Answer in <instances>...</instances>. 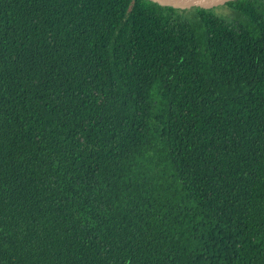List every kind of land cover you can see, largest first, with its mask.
I'll return each mask as SVG.
<instances>
[{
	"label": "trees",
	"instance_id": "16d2710c",
	"mask_svg": "<svg viewBox=\"0 0 264 264\" xmlns=\"http://www.w3.org/2000/svg\"><path fill=\"white\" fill-rule=\"evenodd\" d=\"M225 7L0 0V264H264V0Z\"/></svg>",
	"mask_w": 264,
	"mask_h": 264
},
{
	"label": "water",
	"instance_id": "95a60500",
	"mask_svg": "<svg viewBox=\"0 0 264 264\" xmlns=\"http://www.w3.org/2000/svg\"><path fill=\"white\" fill-rule=\"evenodd\" d=\"M148 1L158 4L159 6L163 5V7H170L177 10H191L194 8L213 10L219 7L226 6L230 2L238 0H158V2H154V0Z\"/></svg>",
	"mask_w": 264,
	"mask_h": 264
},
{
	"label": "rangeland",
	"instance_id": "374dc122",
	"mask_svg": "<svg viewBox=\"0 0 264 264\" xmlns=\"http://www.w3.org/2000/svg\"><path fill=\"white\" fill-rule=\"evenodd\" d=\"M215 10H216V12L218 14H222V15H227L228 14L227 16H229V17L232 16L230 10L227 9L225 6L213 9V11H215ZM230 19H232V18H230ZM233 23H235V22H233Z\"/></svg>",
	"mask_w": 264,
	"mask_h": 264
},
{
	"label": "clouds",
	"instance_id": "9594fccd",
	"mask_svg": "<svg viewBox=\"0 0 264 264\" xmlns=\"http://www.w3.org/2000/svg\"><path fill=\"white\" fill-rule=\"evenodd\" d=\"M154 2H158V0H154ZM161 7H163V5H161Z\"/></svg>",
	"mask_w": 264,
	"mask_h": 264
}]
</instances>
